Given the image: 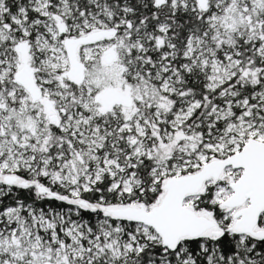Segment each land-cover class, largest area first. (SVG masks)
<instances>
[{
  "label": "snow or ice",
  "instance_id": "1",
  "mask_svg": "<svg viewBox=\"0 0 264 264\" xmlns=\"http://www.w3.org/2000/svg\"><path fill=\"white\" fill-rule=\"evenodd\" d=\"M0 264H264V0H0Z\"/></svg>",
  "mask_w": 264,
  "mask_h": 264
}]
</instances>
